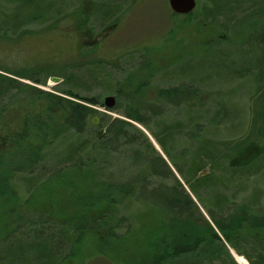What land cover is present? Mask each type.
Here are the masks:
<instances>
[{
	"label": "rangeland",
	"instance_id": "obj_1",
	"mask_svg": "<svg viewBox=\"0 0 264 264\" xmlns=\"http://www.w3.org/2000/svg\"><path fill=\"white\" fill-rule=\"evenodd\" d=\"M196 1L197 6L192 13L179 15L173 12L168 0H73L69 5L72 10L67 14L61 13L54 22H34L18 32H0V77L11 75L23 87L34 86L42 92L57 93L64 99H71L63 93L68 87L64 77L74 75L79 83L76 86L78 93L95 97L102 103L94 105L98 112L91 119L97 117L98 122H93L92 132L98 134L102 129L100 136L104 135L106 126L100 125L103 116L125 118L148 135L188 188L176 171L174 161L165 154L150 129L113 108H107L104 100L109 95L114 96L119 110L133 108L146 111L144 107L154 103L162 112L156 118L163 117L167 121H186V107L195 111L206 110L211 115L207 120H202L205 125L200 135L219 141L237 139L248 132L252 114L251 93L255 88L252 78L229 81L200 79L201 84L197 83V86L201 93L190 97V101L182 106H169L159 98L161 88L179 82L171 77L174 73L179 76L189 72L198 74L201 69L199 65L207 63V60H198L199 57L214 50L216 44L223 46L232 29L237 33L228 49L237 52L239 44L236 39L244 37L246 30L252 26H235L241 12L227 8L221 9L215 19L209 18L204 12L208 10V4L205 5L208 1ZM13 3L11 0L0 1L2 26L17 23L20 17L37 10L34 6H22L11 16L2 18L3 13L11 10ZM105 14L111 17L102 26L100 21L105 19ZM242 52L232 54L238 57ZM209 55L213 63L208 72L216 70L226 75V68L218 69L215 66L221 57L219 52L214 50ZM75 67L80 70L71 72ZM98 68L101 72L97 71ZM165 70L167 72L163 73ZM183 70L187 72L183 73ZM53 75L61 80L52 82L50 77ZM38 79L42 82H38ZM6 85V82L2 83V86ZM24 93L25 90H22L13 105L9 103V97L0 100L1 108H7V111L0 113V239L14 229L17 217H22L21 225L39 217L46 221L52 217L57 221H86L88 226L83 229L82 241H76L78 233L73 232L75 241L72 248L75 254L64 258L59 264H147L152 241L160 233L161 212L148 202L123 195L118 196L117 203L111 205L104 191V180L123 182L139 172L144 164L138 167L132 157L131 146L125 145L122 155L111 158L101 170L93 165L87 171L68 170L62 177L59 174L43 180L36 194L28 193L22 182L27 173L18 171V167L26 164V160L39 147L42 152H51V155L65 143L66 138L62 133L56 139L61 117L44 106L43 109L28 106L22 101ZM42 114H48V117ZM150 127L157 130L159 126L151 124ZM44 137L48 140L53 138L50 146H47ZM174 145L175 161L182 163L185 158L188 160L194 147V144H190V138L183 133L176 134ZM97 163L100 165V162ZM202 172L207 173L208 169ZM156 182L161 180H151L152 184ZM247 185L240 195L241 200L255 211L264 212L263 177L250 176ZM105 214H111V219L116 222L124 220L120 227L115 228V237L110 235L111 225L102 224ZM102 216L103 219H100ZM7 254H11L10 249ZM233 254L239 264H249L243 255L237 252Z\"/></svg>",
	"mask_w": 264,
	"mask_h": 264
},
{
	"label": "trees",
	"instance_id": "obj_2",
	"mask_svg": "<svg viewBox=\"0 0 264 264\" xmlns=\"http://www.w3.org/2000/svg\"><path fill=\"white\" fill-rule=\"evenodd\" d=\"M11 1L14 2L11 10L3 13L2 18L11 16L22 6H34L37 10L20 17L17 23L2 26L0 22V32L3 33L8 30L18 32L29 23L54 22L61 13L67 14L72 10L69 5L73 2L45 0L46 3L43 4V0ZM206 1L208 10L204 9L205 5L202 9L209 18L215 19L221 9L227 8L241 12L236 19L239 22L235 26H252L246 30L244 37L236 39L237 45L239 44L237 52L228 49L237 33L233 32L234 29L223 46L216 44L213 47L221 55L215 66L218 69L226 68V75L216 70L213 73L208 72L213 63L209 54L214 50L203 53L198 60H207V63L199 65L201 69L198 74L189 72L179 76L174 73L171 77L177 78L179 82L161 88L159 98L169 106H182L190 101V97L201 93L197 86V83L201 84L200 79L229 81L252 78L255 88L251 93L252 114L248 132L237 139L220 141L201 136L205 125L202 120H207L211 115L203 109L195 111L186 107V121H167L163 117L156 118L161 116L162 112L154 103L147 104L148 106L144 107L146 111L133 108L119 110L117 101L113 108L150 129L165 154L174 161L176 171L185 180L188 188L152 144L148 135L125 118L103 116L100 125L106 126L104 135L98 137L96 132H92L94 124L91 116L98 112L94 107L101 102L95 97L79 94L76 88L79 83L74 75L65 74L64 77L68 87L63 93L72 100L64 99L57 93L42 92L34 86L23 87L22 83L11 75L0 77V100L5 96L9 97V103L13 105L22 90H25L22 101L28 106L35 105L39 109L44 106L49 112L55 111L56 116L61 117L56 139L63 133L65 143L51 155V152H42L41 147L32 150L33 155L26 160V164L18 167V171L27 173L24 174L22 182L28 193L31 191L36 194L40 189L39 184L44 183L43 180L59 174L62 177L68 170L87 171L92 165L100 167L101 170L111 158L122 155L125 145L131 146L134 162L138 167L143 163V167L140 166L139 172L123 182L111 183L104 180V191L105 198L111 205L117 203L118 196L123 195L148 202L161 212L160 233L152 241L147 264H239L233 252L243 255L249 264H264V212L255 211L240 197L248 187L247 178L261 175L264 180V0ZM105 16V19L100 21L102 26H105L111 17L106 14ZM240 51L243 52L238 57L232 54L239 55ZM75 70L80 68L75 67L71 72ZM97 71L101 72L99 68ZM185 71L183 70V73ZM166 72L165 70L163 73ZM4 82L7 83L6 86H2ZM38 82L42 81L38 79ZM1 106L0 101V113L7 109ZM202 111L205 112L204 115ZM48 114L42 115L48 117ZM151 124L159 126L158 129L153 130ZM182 133L190 138V144H194V147L188 160L185 158L179 163L175 161L174 144L176 134ZM43 139L45 141L46 138ZM50 139H46L47 146L52 144L53 138ZM97 162H100V165ZM206 169L207 173L202 172ZM158 179L161 182L151 183V180ZM103 212L97 215L100 216ZM97 215L95 217H98ZM110 215L105 214L104 219L103 216L100 219H103L102 224L111 225L110 235L115 237V228L120 227L124 220L113 221ZM21 220L22 217H17L14 229L0 239V261H3V264H35V260L36 264H59L64 258L75 254L72 248V242L75 241L73 232L78 233L76 241H82L83 229L88 226L86 221H57L54 217L48 221L40 217L36 220L29 219L22 225ZM9 249L11 254H7Z\"/></svg>",
	"mask_w": 264,
	"mask_h": 264
},
{
	"label": "water",
	"instance_id": "obj_3",
	"mask_svg": "<svg viewBox=\"0 0 264 264\" xmlns=\"http://www.w3.org/2000/svg\"><path fill=\"white\" fill-rule=\"evenodd\" d=\"M170 2V7L172 8L174 13H177L179 15L182 14H190L193 12L195 7L197 6V1L196 0H168ZM50 80L53 82H59L61 78L59 76L53 75L50 77ZM115 97L112 95H109V97H106L104 100V104L107 108H114L115 107ZM93 122L97 124L98 118L95 117L93 119ZM103 130L100 129L97 136L100 137L102 134Z\"/></svg>",
	"mask_w": 264,
	"mask_h": 264
}]
</instances>
